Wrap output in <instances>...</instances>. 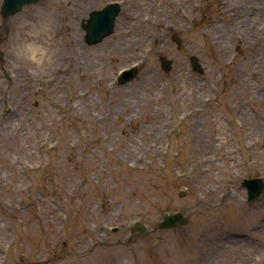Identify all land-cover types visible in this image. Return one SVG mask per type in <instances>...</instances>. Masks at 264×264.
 Listing matches in <instances>:
<instances>
[{"label": "rangeland", "instance_id": "1", "mask_svg": "<svg viewBox=\"0 0 264 264\" xmlns=\"http://www.w3.org/2000/svg\"><path fill=\"white\" fill-rule=\"evenodd\" d=\"M2 3L0 264H264V0Z\"/></svg>", "mask_w": 264, "mask_h": 264}, {"label": "water", "instance_id": "2", "mask_svg": "<svg viewBox=\"0 0 264 264\" xmlns=\"http://www.w3.org/2000/svg\"><path fill=\"white\" fill-rule=\"evenodd\" d=\"M40 0H4L1 6L2 15L9 17L15 15L22 8L28 4L36 3ZM121 12V5L119 3H109L101 10L92 11L89 18L82 23V27L86 32V42L89 45H96L101 43L105 38L111 36L115 31L116 19ZM179 45L181 41L176 37L174 38ZM161 66L164 71L171 70L172 62L164 56L159 57ZM191 65L194 71L204 73V69L199 62L198 58L191 57ZM137 74V69H127L121 72L118 77L119 84H125L131 81ZM243 187L246 188L248 203L257 201L264 194V179L263 178H247L243 180ZM186 221L185 212L163 214L162 220L156 225L151 232L164 231L183 225ZM130 236L127 243L130 242L132 236L136 233L146 234L149 233L147 225L142 222H136L129 229Z\"/></svg>", "mask_w": 264, "mask_h": 264}, {"label": "bare ground", "instance_id": "3", "mask_svg": "<svg viewBox=\"0 0 264 264\" xmlns=\"http://www.w3.org/2000/svg\"><path fill=\"white\" fill-rule=\"evenodd\" d=\"M153 17H154V16H153ZM148 19H149V17H148ZM33 49L36 50V48H34V47H33ZM145 49H148V48L145 47L144 50H145ZM145 51H146V50H145ZM261 222L264 223V218L261 219Z\"/></svg>", "mask_w": 264, "mask_h": 264}]
</instances>
